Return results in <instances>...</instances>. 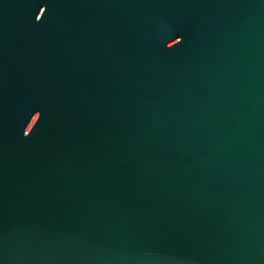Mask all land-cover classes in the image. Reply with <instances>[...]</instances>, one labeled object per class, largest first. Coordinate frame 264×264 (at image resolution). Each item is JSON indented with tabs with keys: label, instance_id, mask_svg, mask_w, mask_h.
<instances>
[{
	"label": "water",
	"instance_id": "water-1",
	"mask_svg": "<svg viewBox=\"0 0 264 264\" xmlns=\"http://www.w3.org/2000/svg\"><path fill=\"white\" fill-rule=\"evenodd\" d=\"M0 264H264V0H0Z\"/></svg>",
	"mask_w": 264,
	"mask_h": 264
}]
</instances>
